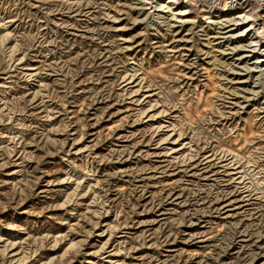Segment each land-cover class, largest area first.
<instances>
[{
    "label": "rangeland",
    "instance_id": "374dc122",
    "mask_svg": "<svg viewBox=\"0 0 264 264\" xmlns=\"http://www.w3.org/2000/svg\"><path fill=\"white\" fill-rule=\"evenodd\" d=\"M0 264H264V0H0Z\"/></svg>",
    "mask_w": 264,
    "mask_h": 264
},
{
    "label": "bare ground",
    "instance_id": "6f19581e",
    "mask_svg": "<svg viewBox=\"0 0 264 264\" xmlns=\"http://www.w3.org/2000/svg\"><path fill=\"white\" fill-rule=\"evenodd\" d=\"M240 21H242V20H240ZM244 21H246V20H244ZM244 24V23H243ZM235 25V24H234ZM236 27L238 26V24H236L235 25ZM252 27V26H251ZM237 30V29H236ZM247 30H245V31H243L242 33H245ZM258 62H260V61H258Z\"/></svg>",
    "mask_w": 264,
    "mask_h": 264
}]
</instances>
